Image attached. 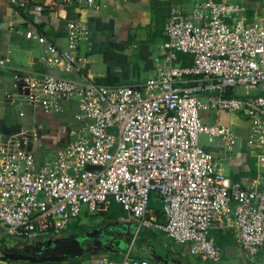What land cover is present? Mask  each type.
I'll return each instance as SVG.
<instances>
[{
	"label": "built area",
	"instance_id": "obj_1",
	"mask_svg": "<svg viewBox=\"0 0 264 264\" xmlns=\"http://www.w3.org/2000/svg\"><path fill=\"white\" fill-rule=\"evenodd\" d=\"M4 1L29 6L28 0ZM95 1L48 0L33 9L63 15L65 7L79 10ZM257 10L251 19L240 1L199 0L189 13L172 3L154 74L140 86L97 82L80 53L90 29L79 17L68 19L66 48L30 23L26 38L44 47L57 74L24 77L12 104L49 113L69 104L77 109L71 140L42 162L32 149L41 140L37 132L0 136L3 234L58 237L80 224L84 212L102 216L117 205L126 214L121 219L138 226L137 234L162 232L203 263L222 261L215 229L232 231L253 262L264 256V0ZM8 62L0 53V67ZM212 112L248 122L246 143L258 172L245 184L200 143L201 135L218 140L229 158L238 144L232 125L209 122ZM131 249L121 260L103 254L91 264H157L132 256Z\"/></svg>",
	"mask_w": 264,
	"mask_h": 264
},
{
	"label": "crops",
	"instance_id": "obj_2",
	"mask_svg": "<svg viewBox=\"0 0 264 264\" xmlns=\"http://www.w3.org/2000/svg\"><path fill=\"white\" fill-rule=\"evenodd\" d=\"M28 1L29 6L23 8L0 0V53L9 59L5 67H0V136L8 137L22 130L37 132L41 140L34 144L32 149L38 160L42 162L45 158L42 156V148L46 151H55L71 140L70 133L75 124L73 113L77 107L69 104L61 113H49L42 108L26 105L20 108L12 104V97H17L21 92L24 77L57 74V71L50 69L47 65L44 47L26 38L28 25L31 23L59 47L66 48L68 19L79 17L90 29L88 40L80 45V53L88 58L89 71L97 82L107 86H140L154 74V58L158 54L159 45L166 39L164 30L172 3L189 13L199 0H96L94 5L81 6L79 10L70 6L65 7L63 15L48 9L41 12L33 9L35 5H47L48 0ZM232 1H240L247 5L251 19L260 15L257 7L262 4L263 0ZM18 77L21 79L19 80ZM10 107L15 108V119L12 115H8ZM19 109L24 112L23 116L19 115L21 111ZM223 114L225 116L236 115L235 113ZM248 127L247 122L244 131L245 143ZM216 147L218 149L216 156L224 163L233 180L245 184L256 176L257 161L250 147H248L250 151L246 149L247 152L244 153V148L240 145L235 149L236 151L232 152L230 158L225 153L223 143H218ZM152 206L160 210L158 203H153ZM158 218L164 221L161 213H158ZM101 220L109 221L104 216H100L97 222ZM102 222L85 224V227L88 229L99 227L98 225ZM112 226L109 225V228ZM211 233L218 239L223 251V258L219 264H264L263 255L256 262L252 261L251 256L239 245L232 231L215 229ZM127 234L124 233V236ZM138 234L136 233L137 236ZM1 238H3L2 233ZM164 239L170 241H166L168 246L176 248L171 244L175 241L166 236ZM124 241L129 248L123 251L117 243L115 244L117 246L114 245L111 248L113 251L94 250L93 252L96 254L126 253L132 246H135V241L131 244L125 239ZM186 253L189 254L185 255L189 264H212L211 262L203 263L200 258L191 256L188 247ZM135 254V257L151 259V253L146 248L144 251H135ZM79 263L84 264L83 260ZM0 264L33 263L6 260L0 254ZM63 264L72 263L65 261Z\"/></svg>",
	"mask_w": 264,
	"mask_h": 264
},
{
	"label": "water",
	"instance_id": "obj_3",
	"mask_svg": "<svg viewBox=\"0 0 264 264\" xmlns=\"http://www.w3.org/2000/svg\"><path fill=\"white\" fill-rule=\"evenodd\" d=\"M9 114L12 115V118H16L14 107L8 108V115ZM137 230L138 226L135 225L134 231L128 230L126 232H132L135 234L137 233ZM146 231L148 237L147 239H143L146 243V246L143 247H146L151 253V259L154 262L166 264H189L187 257L168 246L164 238L159 239L156 234L152 233V231L150 233V230ZM113 232L114 231L111 228L91 227L82 233H67L58 237L40 240H25L19 238L9 240L1 238L0 254L6 260L33 264H43L48 262L59 263L69 260H78L94 253L93 251H89V243L97 245L100 242L107 241L108 237L112 236L111 234H113ZM122 233L123 232H114L115 236L119 234L121 236ZM121 243L122 241L118 242L120 245ZM112 247H114V245L109 246V249L107 250L110 251ZM137 250L139 251L141 249L138 248L136 251Z\"/></svg>",
	"mask_w": 264,
	"mask_h": 264
},
{
	"label": "rangeland",
	"instance_id": "obj_4",
	"mask_svg": "<svg viewBox=\"0 0 264 264\" xmlns=\"http://www.w3.org/2000/svg\"><path fill=\"white\" fill-rule=\"evenodd\" d=\"M235 116H233V115L232 116H225L224 114H216V113L212 112L210 114V121L209 122L211 124H214L216 122V120L220 119L221 122H223L224 124L232 125V127L238 131V134H239V137H240V140H239V142L237 144L238 146L235 149H237L240 145H242V147L244 148L243 152L245 153V152H247L246 149H248V151H250V149L248 148L247 144L244 141L245 140L244 131L246 129L247 122L240 115H237L236 114ZM200 143L204 146V148H206L207 150H209L210 152H212V153H214L216 155V153L218 151L216 145H218V143H220V142L218 140H215L213 143H211L209 141V137L207 135H201L200 136ZM41 152H42L43 158L45 156L44 159L50 158V157H52L54 155V151H46L45 148H42L41 149ZM155 209L157 210L158 207H155ZM124 216H126L125 213L122 214V216L119 218V220L109 219V221H103V220H101V222L103 221L102 224L103 225H106V226L113 225L111 229L113 231H116L117 233L123 232L122 235H121V237H123L125 240L129 241L130 242L129 244H131L134 241V239H137L138 238V236L136 235V233L133 234V233L130 232L129 235L128 234L127 235L129 237L132 236V238H131V240H128L127 239L128 236L127 235L124 236V233L126 234L127 233L126 231H128V230L134 231V227H135L136 224L134 222H131V221L126 220V219L125 220H122L121 218L124 217ZM99 219H100V216H96L95 217V216H91V215L87 214L86 212H84L82 214V216L80 217V220L82 222L80 224L79 223H73L70 226V232L69 233H72V232L75 233V232L79 231V229L82 228L83 226H85V224H89V223L99 224V223H101V222H97V220H99ZM98 226L99 227H102L100 225H98ZM103 227H105V226H103ZM85 228H83V229H85ZM146 230H149V229H143L141 231L142 233L140 234L137 243H135V244H137V246L136 245L134 247L132 246V249H131L132 256H135L136 255L135 254V251H136V249H138L139 246H141L139 248V249H141V251H144V249L146 248V247H143V246H146V243L143 241V239H147V237H148V233H147ZM151 231H152V233L156 234L157 238H159V239H162V238L165 237L164 236V233H162V232H159V231H156V230H150L149 233ZM1 233H2L3 238L9 239V240L15 239L14 237L4 235L3 234V231L0 229V234ZM114 238H115L114 239L115 242H117V243L120 242V241H122V243L120 245V249L122 251L124 249H126V248L127 249L129 248V246L126 244V242L124 241V239H121L118 236H115ZM166 241H168V240H166ZM168 242H170V241H168ZM171 244L174 245V247H176L175 248L176 251H178L180 253L183 252V254L186 255V256L189 255V254L186 253L188 246H181V245L175 244V242H173ZM107 249H109V247ZM100 251L101 250H99V252ZM102 251H104V250H102ZM110 251H113V250H110ZM125 254L126 253H124V252L123 253L117 252V254H108L107 256H109L113 260H121L124 257ZM100 255H103V254L102 253L90 254V255H88V256L80 259V261L83 260L84 264H88V263L91 264L92 258L95 257V256H100ZM222 258H223V256H222ZM159 264H166V263H159Z\"/></svg>",
	"mask_w": 264,
	"mask_h": 264
},
{
	"label": "trees",
	"instance_id": "obj_5",
	"mask_svg": "<svg viewBox=\"0 0 264 264\" xmlns=\"http://www.w3.org/2000/svg\"><path fill=\"white\" fill-rule=\"evenodd\" d=\"M179 57L183 60L184 64L185 65H190L191 64V57L189 55H185V54H180ZM74 126V125H73ZM153 205V203H152ZM124 210L120 207V206H117V205H113L108 211L104 212L102 214V216H104L105 219H116V220H119V218L122 216V214H124ZM85 228V226L82 227V229ZM87 229V228H85ZM83 229V230H85ZM82 230V231H83ZM142 232H140L138 234V238L140 236ZM132 236H128V240H131ZM138 238L137 240L135 241V243H137L138 241ZM217 243L218 245L220 246L219 244V241L217 239ZM137 246V244H135ZM140 247V246H139ZM221 247V246H220ZM145 258H148L151 262H154L152 259H150L149 257H145ZM72 264H80L79 260H69ZM44 264V263H43ZM45 264H63V262H59V263H51V262H48V263H45Z\"/></svg>",
	"mask_w": 264,
	"mask_h": 264
},
{
	"label": "flooded vegetation",
	"instance_id": "obj_6",
	"mask_svg": "<svg viewBox=\"0 0 264 264\" xmlns=\"http://www.w3.org/2000/svg\"><path fill=\"white\" fill-rule=\"evenodd\" d=\"M100 226H102V227L105 226L106 228H109V226H106V225H103V224L100 225ZM82 230L83 229L80 228L79 231H77L75 233H82V232H85L86 231V229L83 230V231ZM111 235L112 236L108 237V240L107 241L100 242L101 244L98 243L96 245V244L89 243V251H94V250H101V251L104 250V251H106L109 246L117 244V242H115V240H114L115 239L114 238V236H115L114 232ZM117 236L121 237L120 234L117 235Z\"/></svg>",
	"mask_w": 264,
	"mask_h": 264
}]
</instances>
